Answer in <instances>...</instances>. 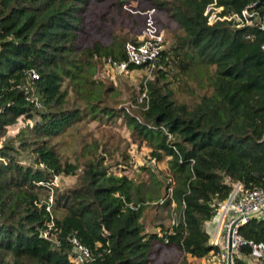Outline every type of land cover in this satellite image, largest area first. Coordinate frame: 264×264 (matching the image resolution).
<instances>
[{
  "label": "trees",
  "instance_id": "16d2710c",
  "mask_svg": "<svg viewBox=\"0 0 264 264\" xmlns=\"http://www.w3.org/2000/svg\"><path fill=\"white\" fill-rule=\"evenodd\" d=\"M128 3L0 0V264H74L70 237L88 248L92 264H151L155 244L175 245L183 253L178 264L188 258L216 264L209 259L222 250L210 244L206 223L218 204L237 182L264 189L262 31L231 22L207 25L209 0H153L149 8L164 14L163 25L174 24L166 29L169 45L138 96L119 107V92L102 78L105 66L108 59L127 62L125 45L140 40L125 31L126 23L107 16L118 8L144 26L149 10L134 12ZM217 3L226 14L250 6L264 22V0ZM92 35L97 38L89 42ZM135 69L128 64L129 72ZM30 70L37 80L31 81ZM27 89L39 108L28 101ZM19 120L22 126L7 136ZM119 120L130 129V142L144 143L154 161L169 158L168 184L148 173L155 193L145 196V182H136L127 167L120 175L109 172L102 154L106 142L83 145L79 138L74 160L61 151L65 137L79 134L72 133L78 125L97 122L91 130L97 135ZM128 159L122 163L130 167ZM54 177H74L75 183L54 189L49 213ZM165 191L163 205L174 204L177 223L148 233L143 211L155 197L163 200ZM51 222L47 240L42 233ZM239 233L264 244V216ZM252 261L264 264V255L253 260L248 246L232 254V264Z\"/></svg>",
  "mask_w": 264,
  "mask_h": 264
},
{
  "label": "rangeland",
  "instance_id": "374dc122",
  "mask_svg": "<svg viewBox=\"0 0 264 264\" xmlns=\"http://www.w3.org/2000/svg\"><path fill=\"white\" fill-rule=\"evenodd\" d=\"M126 1L129 2L128 3L129 5L126 6L127 9L132 11L137 10L134 12L150 9L149 7H151L153 3V0H126ZM102 10H104V8ZM111 17H113L116 22L122 21L123 24L126 23L127 26L125 27V31L130 30L133 32V34L138 36L139 40L142 39L144 26L139 17L130 16L127 13H125L124 10L118 8H111L110 14L109 16H107V19H110ZM165 19L166 18L164 14L161 15V12L156 10V23L160 31L162 30L164 33L165 43L163 47L167 48L170 40L167 38L168 30L166 29H168L167 27H169V30L171 28L174 29L173 28L174 24L169 25L170 22H167L168 24L165 25L168 26L163 25L165 23L164 22ZM95 38H97V36L92 35L89 42L94 41ZM147 74H148V70L145 68L135 69L130 72L129 71L120 72L106 65L102 78L114 84L116 90L119 92L118 103H119V107H121L124 104L126 105L127 102L126 100L128 99V97L138 96L141 90V85L146 80ZM96 126L99 125L95 121L91 123H86L85 125L83 124L78 125L77 128L72 131V133L75 135L76 133L79 132V134L76 135L73 139L69 136H67V138L65 137L64 141L66 142V144L61 146V151L64 152V154H66L70 158V160H74V158L77 157L76 155L78 154L80 149L81 143H79V138L81 140L83 139V145L91 144L98 139L97 142L99 141L98 143L99 146L101 147H102V142L107 143L106 146L107 150H105L104 153L102 152V154H104L105 156L104 157L105 164L111 166L109 172L120 175L121 172L119 171L122 170L124 167H127L130 170L132 177L136 179V182L142 181L146 183V184L144 183V186L141 187L142 192L143 194H145V196H148L152 192L155 193L153 184L154 187L157 186L156 182L151 181L150 175H148L149 171H152L158 177V179L164 180L165 184L166 183L168 184L169 180L166 179L169 176L168 157L164 158L160 162H156L150 155L151 150L144 143L141 146L131 143L130 142L131 131H128L130 129L125 127L121 120L113 123L114 127L105 130L100 129L97 135L96 132H91L92 128ZM14 134H16V132ZM14 134L12 133V129H9V133L8 131L6 133V135L10 137L13 136ZM61 140L62 139H60V141ZM2 142L3 139L0 138V148L2 147ZM126 155L129 157L128 164L130 165V167L123 165L124 163L123 160ZM74 183H75L74 177H66V178L59 177L58 188L60 187L68 188L73 186ZM167 197L168 196L165 191L163 195V200H161V197H155L154 201L148 203V205L145 207L143 211L141 223L143 224L144 230L146 232L154 233L158 231L159 227L164 229H169L172 226L173 221L176 222L178 220L177 211L174 210L175 207L174 204H171V206L163 205V202ZM219 213H220V209H218L217 214L213 218V220L206 223V231L209 234L210 238L216 232H221L219 241L214 246H219L220 250H222L223 252L224 250H226L224 245V238L226 231L224 225L225 222L221 227L220 222L218 221ZM210 243H211V239H210ZM222 252L216 255H212L209 261L211 263L213 262L216 264H223L222 262H219L223 254ZM182 256L183 253L175 245L162 246L160 244H155L150 255V261L151 264H178L182 262ZM205 260L206 259L195 260L188 258L184 264H205ZM250 264H260V263L259 261L257 262L252 261Z\"/></svg>",
  "mask_w": 264,
  "mask_h": 264
},
{
  "label": "built area",
  "instance_id": "2783aa9c",
  "mask_svg": "<svg viewBox=\"0 0 264 264\" xmlns=\"http://www.w3.org/2000/svg\"><path fill=\"white\" fill-rule=\"evenodd\" d=\"M155 9L151 8L143 13L145 16L143 36L138 44L127 43L125 45V52L127 56V62H116L112 59H108V65L120 72H126L128 64L136 67L143 68L151 71L154 66L155 61L158 59L161 51L164 49L163 36L159 31L154 14ZM206 18L207 25L212 26L217 22H231L235 28L250 27L255 26L264 35V22L261 21L257 12L252 10L250 6L244 8L239 13H224L223 7L219 6L217 0H209L206 9L203 13ZM257 23H256V21ZM250 38V37H247ZM261 50L264 52V40L261 43ZM31 81L38 79V75L34 70H30L28 73ZM27 99L35 107L39 108V102L36 96L31 92L30 89L26 90ZM144 94L142 98H144ZM18 126L12 128V133L18 131L20 126H22V121L19 120ZM29 123V122H28ZM8 129V133H9ZM171 140V137L168 138ZM4 140V139H3ZM59 177H54L52 183L50 184L49 195L46 202V211L50 213V206L53 204L54 189L59 187L58 184ZM218 209L220 213L218 215V221L222 227L225 222V238L224 245L227 246V241L229 237V231L234 222H237L232 228L231 233V244H232V254L238 253L242 247L248 246L251 248V256L253 260H258L264 255V244L263 243H252L243 239L239 233V228L249 223L253 218L257 216H264V189H259L256 187L246 188L242 183L237 182L233 185L232 191L229 198L225 203L218 204ZM217 209V211H218ZM217 214V213H216ZM178 216V213H177ZM216 216V215H215ZM226 218V221H225ZM216 221V220H215ZM177 221H173L172 226L175 225ZM54 224L51 222L48 228L42 233L43 238L49 240L52 238ZM221 232H216L211 236V245H216L219 241ZM68 242L72 249V261L74 264H92L93 257L88 250L79 240L74 237H70ZM167 243V240L165 241ZM227 253L224 250L222 254V263L226 264Z\"/></svg>",
  "mask_w": 264,
  "mask_h": 264
},
{
  "label": "water",
  "instance_id": "95a60500",
  "mask_svg": "<svg viewBox=\"0 0 264 264\" xmlns=\"http://www.w3.org/2000/svg\"><path fill=\"white\" fill-rule=\"evenodd\" d=\"M237 224V222H234L231 226V229L229 231V237L227 241V246H226V253H227V261L226 264H232V244H231V233H232V228Z\"/></svg>",
  "mask_w": 264,
  "mask_h": 264
},
{
  "label": "crops",
  "instance_id": "0c3cea01",
  "mask_svg": "<svg viewBox=\"0 0 264 264\" xmlns=\"http://www.w3.org/2000/svg\"><path fill=\"white\" fill-rule=\"evenodd\" d=\"M219 262H222V256H221V260H219Z\"/></svg>",
  "mask_w": 264,
  "mask_h": 264
},
{
  "label": "bare ground",
  "instance_id": "6f19581e",
  "mask_svg": "<svg viewBox=\"0 0 264 264\" xmlns=\"http://www.w3.org/2000/svg\"><path fill=\"white\" fill-rule=\"evenodd\" d=\"M221 256V255H220Z\"/></svg>",
  "mask_w": 264,
  "mask_h": 264
}]
</instances>
